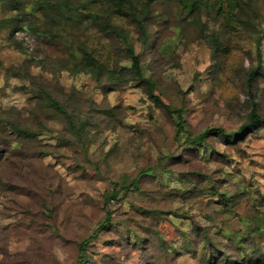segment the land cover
<instances>
[{
	"label": "rangeland",
	"instance_id": "1",
	"mask_svg": "<svg viewBox=\"0 0 264 264\" xmlns=\"http://www.w3.org/2000/svg\"><path fill=\"white\" fill-rule=\"evenodd\" d=\"M20 1L18 28L14 10L0 3V264H75L76 242L104 216V193L138 173V189L121 190L109 203L113 220L88 243L90 264H204L200 249L177 256L161 244L178 247L181 236L202 229L225 242L237 264H250L252 248L263 251L264 264V225L250 232L252 215L264 220V128L243 130L234 141L210 134L195 153L183 150L188 133L235 130L251 109L250 96L264 116V0H236L233 10L224 4L220 15L208 5L198 16L172 0H154L149 28L156 47L145 53L131 30L142 75L156 81L181 118L156 106L130 76L116 86L81 70L83 47L128 67L113 55L119 41L69 25L50 6H38L43 0ZM70 2L82 15L99 7L96 0ZM257 64L248 87V70ZM45 93L82 127L79 137L42 104ZM27 130L36 135L27 138ZM173 153L181 158H166ZM136 235L148 241L137 243Z\"/></svg>",
	"mask_w": 264,
	"mask_h": 264
},
{
	"label": "trees",
	"instance_id": "2",
	"mask_svg": "<svg viewBox=\"0 0 264 264\" xmlns=\"http://www.w3.org/2000/svg\"><path fill=\"white\" fill-rule=\"evenodd\" d=\"M99 3L98 10L95 12L90 10L88 14L82 15L79 10H75L73 8V4L70 0H54L52 3L49 0H43V3L38 6H45L49 9V6L53 8V10L58 13L59 17L63 15L64 19L68 20V24L76 23L78 26L83 25L82 28L89 29L97 28L103 35H105L110 41H119L121 45L115 46V49H112L114 56H122L123 59L129 61L130 65L127 67L126 65L119 64L113 62L112 64L106 63L104 60L95 58L91 53L87 51L86 48H81V70L87 74H91L97 82H103L110 85H119L121 83H125L127 81L128 76L137 81V85L141 86L144 92L148 95L149 98L152 99L154 104L158 107H161L165 112L171 114L172 112L176 113L178 118H181V109L179 108H171L169 103H167L164 97L161 95L159 91L156 89V81H154L150 77H144L141 72V53L135 52L134 50V38L130 34L131 30L137 34L136 40L140 43L141 50L143 53L149 52L155 46V34L149 28V18L151 17V13L153 10L154 0H96ZM175 5H179L182 9L188 10L191 12L193 10L198 12L200 8H205L208 5L212 9L215 10L216 14L220 15L224 13L223 5L229 7L230 10H233L236 5V0H172L171 1ZM0 3L7 4V6L14 10L15 14L12 18L13 21L17 24L18 28V20L16 16L19 14V9L21 8L20 0H0ZM65 7L67 9L68 14L62 13V8ZM77 8V7H75ZM18 12V13H17ZM72 12H78L74 14ZM84 17V18H83ZM16 18V20L14 19ZM85 19L86 21H80ZM115 18H122L124 23L128 26H123L115 21ZM51 20V19H50ZM51 21L57 22V19H52ZM83 22V23H82ZM131 27V28H130ZM77 30H80L78 27ZM98 31V30H97ZM260 38H257V42H259ZM211 46L213 48V52L217 53L219 51V42L216 38L211 40ZM113 47V46H112ZM122 47V48H121ZM122 52V55H120ZM79 66L78 64H76ZM260 65L252 66L247 73L246 76V84L248 87L251 86V82L254 79L255 74L259 73ZM108 86V89H113L114 87ZM46 107H49L56 112L61 113L69 123V126L75 132V135L79 137L82 133V127L77 126L72 116L65 110V108L52 96L45 93V100L42 103ZM250 104L251 109L248 112L245 120L233 131H226L223 127L213 126L209 128H205L195 135H191L188 133V136L184 139V149L190 150L191 154L195 153L197 149L203 146L206 138L210 134H215L221 136V138L225 140H235L238 135L241 134V131L252 130L254 127L264 128V116H261L257 113V104L252 101V96H250ZM178 126L182 130H185V126L183 123H179ZM29 135L27 138L34 137L36 135V130H27ZM23 132V131H22ZM24 133V132H23ZM177 157V160L181 158L179 153H173L168 155L166 158L174 160ZM140 177V173L136 174L132 177L128 183H123L119 188H112L110 191L104 193L103 195V204L102 210L104 212L103 218L96 224V226L90 231L89 235L86 237H81L76 242L77 244V255L75 258V264H90V255L88 252V243L93 240L100 231L108 228L113 220V211L112 208L109 207V203L112 200L120 198L121 190H124L129 187H134L138 189V179ZM190 192V191H188ZM221 203L226 204L228 199L220 194ZM140 210L146 216H157L159 215V211L156 208H144L139 207ZM169 212H173V214H177L176 211L172 210ZM256 218V219H255ZM252 219L254 223L250 232H259L263 225L264 220L262 221L259 217L252 215ZM129 230V229H128ZM182 231V229H179ZM202 234L200 236L192 237L188 231L187 239L183 235L180 242V246L176 247L173 241L169 242L168 240H162L161 244L165 245L166 248L169 247L177 256L182 255L183 249L193 248L196 252L198 249L201 250L200 260L204 264L211 263L213 261H220L221 264H237L234 260L233 254L229 251L225 250L224 245L225 242H220L219 240L214 241L212 236L205 230H201ZM154 233L160 236V233L157 230H154ZM182 232H180V235ZM247 238H250L248 236ZM136 242L142 243L147 240L145 236L136 235ZM148 241V240H147ZM256 248V247H255ZM246 252H248L246 250ZM263 255V251L259 248H252L247 253L246 258L249 260L250 264H258V260L260 256ZM94 262V261H93ZM92 262V264H94ZM134 264V263H131Z\"/></svg>",
	"mask_w": 264,
	"mask_h": 264
}]
</instances>
